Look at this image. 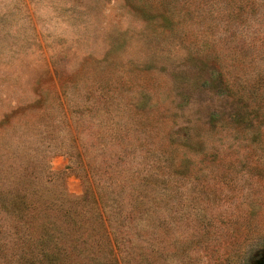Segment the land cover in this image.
Returning a JSON list of instances; mask_svg holds the SVG:
<instances>
[{
	"label": "rangeland",
	"instance_id": "1",
	"mask_svg": "<svg viewBox=\"0 0 264 264\" xmlns=\"http://www.w3.org/2000/svg\"><path fill=\"white\" fill-rule=\"evenodd\" d=\"M264 260V0H0V264Z\"/></svg>",
	"mask_w": 264,
	"mask_h": 264
},
{
	"label": "water",
	"instance_id": "2",
	"mask_svg": "<svg viewBox=\"0 0 264 264\" xmlns=\"http://www.w3.org/2000/svg\"><path fill=\"white\" fill-rule=\"evenodd\" d=\"M258 264H264V260L259 261Z\"/></svg>",
	"mask_w": 264,
	"mask_h": 264
}]
</instances>
